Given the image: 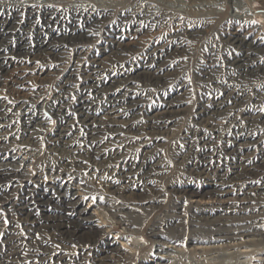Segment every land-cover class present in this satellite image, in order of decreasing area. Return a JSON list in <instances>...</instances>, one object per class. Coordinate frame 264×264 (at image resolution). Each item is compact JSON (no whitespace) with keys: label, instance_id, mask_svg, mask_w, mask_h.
<instances>
[{"label":"rangeland","instance_id":"1","mask_svg":"<svg viewBox=\"0 0 264 264\" xmlns=\"http://www.w3.org/2000/svg\"><path fill=\"white\" fill-rule=\"evenodd\" d=\"M12 1L14 0H0L3 3ZM54 1L52 5L62 7L68 5L70 10L80 2L89 4V7L99 11L105 6L100 3L102 0ZM107 1L111 8L105 11L111 14L106 21H103L104 23L101 21L97 26L101 28L103 25L111 26L110 36L105 37V33L99 28L91 30L90 34L94 35V43L91 45L90 43L67 44L69 54L62 60L52 56L47 58L14 56L9 60L8 70L5 74L3 73L4 75L2 74L1 80L4 82L0 80V102L15 105L17 111L10 115H0V122L4 123L0 133L8 135L6 140L0 141V165H7L11 170L18 172L0 177V264H264V189L256 190V187L264 183V168H257L256 174H244L249 167L257 166L264 159V129H262L264 124L254 130L251 126L249 127L248 121L252 118L264 117V73H262L264 71L259 70L260 67L257 68L258 70L255 71L257 73L253 72L256 74L255 78H251L250 73L237 74L232 68L227 69L228 67L225 66L227 58L240 55L241 49L247 50L245 46L251 40L259 43L254 45L256 52L253 51L256 53L257 60L252 55L251 62H255L256 65L264 64V0ZM147 5L153 8L162 7L163 10H166L164 9L166 5L170 7L171 9L168 10L170 21L163 25L147 24L151 29L144 21L122 18L131 11L130 7L136 6L139 8V13L140 8ZM70 10L69 15L73 13ZM83 21L84 19L77 21L81 29L85 27ZM38 22L29 26L31 38L40 31L46 38L47 32L57 35L71 30L69 23L62 24L58 21L55 25L52 23L51 30L48 31L46 28H40ZM184 31H188L189 35L182 34ZM248 31L250 32L247 33ZM164 36L165 39H163ZM237 37L238 40L244 39L246 43L239 45L234 41ZM174 40H181L179 49L176 50L173 46L172 50H166L167 58L153 59V62L157 61L154 62L156 65L167 61L168 71L161 72L150 68L147 63L151 60L147 58V54L154 48L157 50L155 43L159 42L158 46H160L168 42L172 43ZM56 42L52 44L56 46L53 48L64 46ZM117 44L126 54L115 55L116 57L114 54L107 57L102 55L80 57L76 54L77 50L86 51L87 49L97 52L107 50L106 52L113 53L115 49L111 50V48H116ZM258 49L261 51L259 52ZM157 52L160 51L157 50ZM3 58L0 57V62ZM95 58H101V60L104 58V61L101 65H96L92 61ZM176 63L179 64L178 67L174 66ZM208 63H213L211 66L213 71L202 75L201 69H205ZM111 73V78L116 79H124L127 73L135 75L130 78L136 81L137 91L140 92L136 98L140 101L138 104L140 112L136 118L132 117L136 111H139L132 109L129 117L130 120L134 118L133 122L141 126L136 132L127 126V122L118 125L119 130L116 131L114 129L117 125L110 123L99 129L97 127L92 132L94 136L92 137V134L87 132L84 124L86 122L82 123L81 117H86L88 114V118L92 119L96 115L95 118L99 124L107 114L102 112V107L101 110L90 100L85 106L84 113L80 114L77 111L79 90L82 89L86 77L91 78L88 81L90 86L94 83L101 84L104 79L109 81ZM67 78L71 81L69 92L61 93L59 85ZM226 86L234 89V92H237L239 87L245 88L241 93L245 99L234 101L231 98V105H234L237 116L234 120H230V115L225 112L217 117L216 113L212 112ZM234 92L232 95H235ZM258 100L260 101L257 102ZM59 108L63 111L60 117L56 113ZM24 111L28 112L26 119L23 117ZM0 113L3 114L4 110ZM63 113L72 117L69 118L70 121L72 120L69 128H72L67 140L73 139L72 143H76L78 149L88 150L89 148L91 154V157L83 155L87 157L88 168L77 170L78 179L72 182L82 190L81 195L78 196L81 203L74 206L64 204L63 198L66 197L67 201L75 202L72 193L77 186L68 185L56 176V173L52 175L48 169L51 165H55L56 157L62 156L61 151H55L52 147L51 137L52 133L58 132L61 121L67 118L61 117ZM154 113L158 114L155 120L158 123L155 126L154 123L149 124L146 121ZM141 127H145V131ZM104 128L106 130H103ZM25 132L27 133L24 134ZM248 134H254V136L245 139L244 136ZM26 140H29V148H31L28 154L23 153L21 147V142H27ZM105 145L107 146L104 149L94 153L96 146L104 147ZM134 160L135 163L143 161L142 171L148 166L160 163L162 167L154 179L144 186L128 184L109 175V172L113 174L114 169L119 172L124 165L128 168ZM235 165L240 166V170L243 171L238 179L239 182L230 177ZM101 170L106 173H101ZM51 179L60 185V191L51 186L49 182ZM134 180L142 182L135 177ZM218 190H227L223 199L226 203L215 204L217 197L212 195L215 196ZM147 195L148 197H145ZM194 196L216 202L210 204V207L202 205L195 208L190 203V199ZM108 202H112L114 206H123L126 207L125 209L132 210L135 217L133 218L127 210H125L127 214H115L114 210L108 208ZM82 209L86 210V215H79ZM96 210H99L97 212L100 214L98 218L94 217L93 227L88 228L86 226L88 222L82 221V218L89 217L91 212ZM164 217L166 221L163 225L153 230L152 223L157 218ZM225 227L233 231L235 229L231 235L226 234V236L237 237L242 233L249 236L227 241L224 239L225 234L221 233L223 229H226ZM177 233L182 236L180 240L175 239ZM191 238L194 240H190ZM250 238L257 241L248 244L247 248L228 247L229 241L234 243ZM218 240L222 241L218 242ZM194 243L222 247L219 248L220 250L213 249L203 253L192 249ZM163 245H171L174 248L161 251L164 248ZM117 251L122 254L120 258L117 253H114ZM130 253L133 257H129Z\"/></svg>","mask_w":264,"mask_h":264},{"label":"bare ground","instance_id":"2","mask_svg":"<svg viewBox=\"0 0 264 264\" xmlns=\"http://www.w3.org/2000/svg\"><path fill=\"white\" fill-rule=\"evenodd\" d=\"M15 1V2H14ZM12 2H8V3H3V2H0V57H4L1 62H0V80L2 79V76L5 74V72L8 70V65L10 63L9 60H11L12 58H14V56H29V57H33V58H36V57H43V58H47L49 56H52L53 58H59L60 60H62V58L66 57L68 53V50L66 48V45L67 44H75V43H90V45L92 43H94L93 41V38H94V35H91L90 34V31L91 30H97L98 28L99 29H102L103 32L105 33V37H108L111 35V29L112 27L111 26H106V25H103V28L101 27H98L97 25L99 23H101V21H106L107 17L110 16L111 12H106L105 10L106 9H110V4H108L107 0H102L100 3L101 4H105V6H103L101 8V11L99 10H94L92 9L91 7H89V4H84L83 2H80L78 3L77 5L73 6V8H71L70 10V7L67 5L65 7H62V6H55V5H52L53 3H55V1L53 2V0H47L45 2L43 1H37V0H24V1H17V0H14ZM192 1V0H191ZM6 2V1H5ZM135 5V4H133ZM160 8V9H159ZM131 11L127 12L124 17H122L123 19L124 18H127V19H138V21H144L145 24L147 25H152L154 23L158 24V25H163L164 23L170 21V17L168 16L169 14V9H171L170 7H167V5L164 7V9L166 10H163L162 7H158L156 6V8H153V6L151 5H147V6H144L142 8H140V12L138 13L139 11V8H137L136 6H132L130 7ZM69 10L72 11L73 13L71 15H69ZM125 12V11H124ZM124 14V13H123ZM114 15V14H113ZM181 15V14H180ZM116 16V15H115ZM112 17V16H111ZM110 17V18H111ZM114 18V17H112ZM111 18V19H112ZM25 19V20H23ZM80 19H84L83 21V24L84 27L83 29L80 28L79 26V23L77 22L78 20ZM104 19V20H103ZM109 19V18H108ZM119 19V18H118ZM122 19V20H123ZM121 20V19H120ZM25 21V22H24ZM36 21H39V25H40V28H46L48 31L51 30L50 28V25L53 23L55 25V23H57L58 21L62 22V24H65V23H69V26L71 27V30L69 32H63V33H58L57 35H53V34H50V33H46V38L44 37V35L41 34L42 31L38 32L37 35H35L34 38H31V35L29 34V26L32 24H35ZM173 22V20H172ZM104 23V22H103ZM121 23V22H120ZM127 23V22H126ZM180 23V22H179ZM182 23V22H181ZM106 24V22H105ZM129 24V23H128ZM178 24V22H177ZM197 24V23H196ZM203 24V23H202ZM147 25V26H148ZM180 25V24H179ZM194 25V24H193ZM227 25V24H226ZM53 26V25H52ZM57 26V25H56ZM61 26V25H60ZM63 26V25H62ZM68 26V27H69ZM113 26V25H112ZM150 26H148V28H151ZM130 27V26H129ZM181 27V26H180ZM187 27V26H186ZM190 27V26H189ZM90 28V29H88ZM122 28V27H121ZM163 28V27H161ZM182 28V27H181ZM53 29V28H52ZM119 29V28H118ZM147 29V28H146ZM152 29V28H151ZM203 29V28H202ZM236 29V28H235ZM248 29V28H247ZM41 30V29H40ZM77 30V31H76ZM187 30V29H186ZM199 30V29H198ZM80 31V32H79ZM85 31V33L83 32ZM119 31V30H118ZM131 31V30H130ZM140 31V30H139ZM144 31V30H143ZM204 31V30H203ZM59 32V31H58ZM79 32V33H78ZM93 32V31H92ZM96 32V31H95ZM102 32V33H103ZM136 32V31H135ZM134 32V33H135ZM148 32V30H147ZM194 32V31H193ZM192 32V33H193ZM199 32V31H198ZM197 32V33H198ZM250 31H248L247 33H249ZM125 33V32H124ZM188 31H184L182 32V34H186V35H189ZM195 33H196V30H195ZM233 34V32H231ZM246 33V34H247ZM94 34V33H93ZM115 34V33H114ZM120 34V33H119ZM122 34V33H121ZM136 34V33H135ZM145 34V32H144ZM161 34V32H160ZM171 34V33H170ZM191 34V33H190ZM201 34V33H200ZM50 35V36H49ZM116 35V34H115ZM140 35V34H139ZM153 35V34H152ZM156 35V34H155ZM181 35V34H180ZM158 36V35H157ZM175 36V35H174ZM124 37V36H123ZM173 37V36H172ZM182 37V36H181ZM49 38V39H48ZM102 38V37H100ZM117 38V37H116ZM159 38V37H158ZM240 38V37H239ZM243 38V37H241ZM96 39V38H95ZM99 39V38H98ZM109 41H111L110 38H108ZM122 39V38H121ZM151 39V38H150ZM165 39V36L164 38ZM171 39V38H169ZM181 39V38H180ZM231 39V38H230ZM229 39V40H230ZM233 39V38H232ZM114 40V39H113ZM123 40V39H122ZM183 40V39H182ZM55 41L57 42H60L61 44H63L64 46H62L61 48H53V47H56L55 45H52L55 43ZM108 42V40H106ZM116 41V40H115ZM156 41V40H155ZM235 42H238V44L242 45L243 43H246V41L244 39H240L238 40V37L234 40ZM56 42V43H57ZM114 42V41H113ZM150 42V41H149ZM181 42V40H174L172 43H165V44H162L160 46L159 45V42L155 43L156 47H157V50H159L160 52H157V50L154 48L152 50V52L148 53V57L151 61H149L150 63H147L148 66L150 68H155V69H158L159 71L163 72V71H168V68H167V61H163V62H160L159 64H155L154 62H157V61H154L153 62V59H159V60H163L167 57L165 52L166 50H172L173 46H175V49H179L178 48V45L179 43ZM112 43V41H111ZM123 43V42H122ZM113 44V43H112ZM127 44V43H126ZM129 44V43H128ZM234 44V43H233ZM255 44H259L258 42H252L249 41L247 42L246 44V49L247 50H239V51H242V53L240 55H237V56H234L233 58L230 56L227 58V66L228 68L227 69H230L232 68L235 72L238 73H250L251 74V78H255L254 76H256V74L254 73H257L255 71H257L259 68V70H263L264 71V64H261V63H258L256 65L255 62H251L253 57L252 55H254V58L256 57V53H253V51H255V47L254 45ZM86 45V44H85ZM119 44H117V47H112L111 50H114L115 51L113 53H109V52H106V51H103V52H100V51H92L90 49H87L86 51L84 50H77L76 54L77 56H87V55H91V56H110V55H124V50L120 49L118 47ZM130 45V44H129ZM150 45V44H149ZM152 45V44H151ZM52 46V47H51ZM108 46V45H107ZM106 46V47H107ZM123 46V45H122ZM256 46V45H255ZM87 47V46H86ZM89 47V46H88ZM109 47V46H108ZM129 47V46H128ZM83 48V47H82ZM264 48V47H263ZM78 49V48H76ZM103 49V48H102ZM108 49V48H107ZM239 49V48H238ZM130 50V49H129ZM71 51V50H70ZM128 51V49H127ZM175 51V50H174ZM180 51V50H179ZM182 51V50H181ZM245 51V52H244ZM259 51V49H258ZM261 51V49H260ZM259 51V52H260ZM74 52V51H73ZM256 52V51H255ZM75 53V52H74ZM73 53V54H74ZM134 53V52H133ZM145 53V52H144ZM143 53V54H144ZM184 53V52H183ZM263 53V52H262ZM126 54V53H125ZM170 54V53H169ZM261 54V53H260ZM172 55V54H171ZM175 55V54H174ZM233 55V54H232ZM183 56V55H182ZM260 56V55H259ZM105 57V58H106ZM116 57V56H115ZM114 57V58H115ZM120 57V56H119ZM171 57V56H170ZM178 57V56H177ZM78 58V57H77ZM121 58V57H120ZM128 58V57H127ZM126 58V59H127ZM143 58V57H142ZM56 59V60H57ZM99 59V58H98ZM98 59H94L92 61H94V63L96 65H101L102 62L104 61V58L101 60V58L98 60ZM131 59V58H130ZM256 59V58H255ZM259 59V58H258ZM261 59V58H260ZM108 60V59H107ZM114 60V59H113ZM116 60V59H115ZM158 60V61H159ZM171 60V59H170ZM257 60V59H256ZM147 61V60H145ZM130 62V61H129ZM139 63V62H138ZM224 63V62H222ZM133 64V63H132ZM181 64V63H180ZM217 64V63H216ZM107 65V64H106ZM134 66V65H132ZM147 66V65H145ZM147 66V67H148ZM172 66V65H171ZM175 67H178L179 64L177 65L174 64ZM213 66V63L206 65L205 66V69L202 68L201 69V72H202V75L204 74H207V73H210V71L212 72V67ZM136 67V66H135ZM138 67V66H137ZM142 67V66H141ZM170 67V66H168ZM132 68V67H131ZM143 68V67H142ZM167 68V70H166ZM171 68V67H170ZM100 69V68H99ZM106 69V68H105ZM16 70V69H15ZM78 70V69H77ZM96 70V69H95ZM145 70V69H144ZM181 70V69H180ZM215 70V69H214ZM108 71V70H107ZM131 71V69H130ZM146 71V70H145ZM209 71V72H208ZM55 72V71H54ZM147 72V71H146ZM150 72V71H149ZM153 72V71H152ZM152 72H151V75H152ZM200 72V74H201ZM254 72V73H253ZM4 73V74H3ZM60 73V72H59ZM157 73V72H156ZM166 73V72H165ZM171 73V72H170ZM176 73V72H175ZM264 73V72H262ZM3 74V75H2ZM7 74V73H6ZM155 74V73H154ZM169 74V73H168ZM172 74V73H171ZM215 74V73H214ZM245 74V75H246ZM47 75V74H46ZM95 75V74H94ZM138 75V73H137ZM162 75V74H161ZM160 75V76H161ZM213 75V74H212ZM259 75V74H258ZM110 78L112 77V73L109 75ZM135 77V75L131 74V73H127L124 77V79H116V78H111L109 81H106V79H104V81L100 84H92V85H88V81L91 80L90 77H86V79L83 81V87L81 90H79V93H80V98H79V101H78V104L77 106H79L77 108V111L82 114L84 113V109H85V106L87 105V103L90 102L92 104H95V105H98L101 109V107L103 108V113L107 114L105 115L101 122L98 124V121L96 120L95 116L92 115V119L88 118V114L86 117H81V120H82V123L83 122H86L84 123L86 128H87V132H90V134H92V137L93 136V131H95L98 127V129L100 127H103V126H106L108 124H113V125H117L116 126V131L119 130V126L120 124H124V123H127V126L130 128V129H133L134 131L138 132L139 129H140V126L141 125H137L136 122H133L135 119L134 118H131L132 120H130V112L132 109H138L139 111H136V114H133L132 117H135L136 118V115L140 112V105L139 102L136 98L138 97L137 94L140 92L137 91V88H136V81L131 79L130 77ZM140 76V75H139ZM210 76V75H208ZM241 76V75H240ZM253 76V77H252ZM39 77V76H38ZM114 77V76H113ZM259 77V76H258ZM96 78V77H95ZM152 78V77H151ZM233 78V77H232ZM205 79V78H204ZM239 79V78H238ZM72 80V79H71ZM150 80V79H148ZM147 80V81H148ZM229 80V79H228ZM232 80V79H231ZM230 80V81H231ZM247 80V79H245ZM257 80V79H256ZM152 81V80H151ZM237 81V79H236ZM1 82H4L1 80ZM21 82V81H20ZM77 82V81H76ZM233 82V80H232ZM260 82V81H259ZM107 83H111L112 85H106ZM150 83V82H149ZM153 84L155 82H152ZM230 83V82H229ZM252 83V82H251ZM70 84H71V81L69 78H67L65 81H63L60 85H59V89L61 93H64V92H69V88H70ZM78 84V83H77ZM124 86V87H118V86ZM222 85V84H221ZM241 86V85H240ZM76 87V86H75ZM115 87V88H113ZM222 87V86H221ZM215 88V87H214ZM223 88V87H222ZM236 88V86H235ZM240 89L237 91V92H234V89H232L231 87H225V90H222L223 91V95L220 96V100L215 103L214 105V109H213V113H216V117L217 115H223L224 112L227 113L228 115H230V120H234L236 119V114H235V110H234V105L232 106L231 105V98L234 99V101H238V100H242V99H245L243 98V95H241V93H243V90L245 88L243 87H239ZM73 89V88H72ZM111 89V90H110ZM114 89V90H113ZM178 89V87H177ZM224 89V88H223ZM234 92L235 95H232ZM247 92V91H246ZM90 93H95V95H90ZM177 93V92H176ZM26 95V94H25ZM70 95V94H69ZM177 95V94H176ZM27 97V96H26ZM61 97V96H60ZM172 97V96H171ZM176 97V96H175ZM248 97V95H247ZM178 98V97H177ZM55 99V98H54ZM260 99V98H259ZM168 101V100H167ZM212 101V100H211ZM260 100H258L257 102H259ZM215 102V101H214ZM247 102V101H246ZM178 103V102H176ZM239 103V102H238ZM243 103V102H242ZM16 104V103H15ZM60 104V103H59ZM207 104V103H206ZM211 104V103H210ZM236 104V102H235ZM240 104V103H239ZM18 105V104H17ZM56 105V104H55ZM238 105V104H237ZM91 106V105H90ZM211 106V105H210ZM236 106V105H235ZM23 107V106H22ZM239 108V107H238ZM237 108V109H238ZM16 106L15 105H12V104H8L6 105L4 102H0V111L4 110V113H0V115H10V114H13L16 110ZM28 109V108H27ZM95 109V108H94ZM226 109V110H225ZM260 109V108H259ZM89 110V109H88ZM102 110V109H101ZM17 111V110H16ZM166 111V110H165ZM173 111V110H171ZM170 111V112H171ZM175 111V110H174ZM206 111V110H205ZM204 111V112H205ZM211 111V110H210ZM223 111V112H221ZM62 110L59 108L57 110V115L58 117H60V115H62ZM98 112V111H96ZM169 112V111H168ZM179 112V111H178ZM203 112V113H204ZM263 113V112H261ZM38 114V113H37ZM64 115L61 116L62 118H65L63 120V122L61 121V125L59 127V130L56 134L52 133L53 136L51 137V143L53 144V148L55 149V151H61V155L62 156H58L56 157L57 159L55 160V165H51L48 169L49 171L53 174H55L56 176H59V178L67 183L68 185H72V186H77L76 183L73 185L72 182L75 180V179H78V176H77V170H85V168H88V160L83 156L84 154H86L88 157H91L90 153H89V148L88 150H81V149H78V147H76V143H72V140H67L69 137H70V130L71 128H69V125L71 124V121L69 120V118H72L71 116L68 117L67 114L63 113ZM168 114V113H167ZM170 114V113H169ZM178 114V113H177ZM240 114V112H239ZM251 114V113H250ZM256 114V113H255ZM27 115H28V112L24 111L23 113V117L24 119L27 118ZM33 115V114H32ZM132 115V114H131ZM144 115V114H143ZM158 114H152L151 117L149 116L146 121L149 122V124H153L154 123V126L156 123L158 122H155L156 120V117H157ZM207 115V114H206ZM262 115V114H261ZM103 116V115H102ZM163 116V115H161ZM167 116V115H166ZM209 116V115H207ZM256 116V115H254ZM98 117V116H97ZM129 119H126L128 118ZM169 117V116H168ZM227 117V116H226ZM225 117V118H226ZM247 117V116H246ZM261 117V116H260ZM164 118V117H163ZM174 118V117H173ZM209 118V117H208ZM214 118V117H213ZM242 118V117H241ZM245 118V117H243ZM37 119V118H36ZM74 119V118H73ZM169 119V118H168ZM228 119V117H227ZM80 120V121H81ZM214 120V119H213ZM226 120V119H225ZM243 120V119H242ZM27 121V120H26ZM48 121V120H47ZM159 121V119L157 120ZM164 121V120H163ZM215 121V120H214ZM249 121V127L251 126L254 130L256 129H259L260 126H262L264 124V117H262V119H255V118H252ZM6 122V121H5ZM37 122V121H36ZM45 122V121H44ZM231 122V121H230ZM241 122V121H240ZM209 123V122H208ZM215 123V122H214ZM219 123V122H218ZM229 123V122H227ZM242 123V122H241ZM4 123L0 122V130L2 128ZM39 124V123H38ZM43 124V123H42ZM148 124V123H147ZM148 124V125H149ZM206 124V123H205ZM212 124V123H211ZM210 124V125H211ZM230 124V123H229ZM236 124V123H235ZM239 124V123H238ZM82 125V124H81ZM119 125V126H118ZM223 125V124H222ZM221 125V126H222ZM240 125V124H239ZM43 126V125H42ZM84 126V125H83ZM139 126V127H138ZM152 126V125H151ZM159 126V125H158ZM164 126V125H163ZM208 126V125H207ZM225 126V125H224ZM242 126V125H241ZM213 127V126H212ZM226 127V126H225ZM244 127V126H243ZM264 127V126H263ZM24 128V127H22ZM123 128V127H122ZM150 128V127H149ZM209 128V127H208ZM234 128V126H233ZM108 130H110V128L107 127ZM112 129V128H111ZM141 129L143 131H145V127H141ZM203 129V127H202ZM225 129V128H224ZM261 129V128H260ZM264 129V128H262ZM31 130V129H30ZM103 130H106V128H104ZM122 130V129H121ZM57 131V130H56ZM102 131V130H101ZM159 131V130H158ZM27 132H31V131H27ZM27 132H25L24 134H26ZM113 132V131H112ZM156 132V131H155ZM163 132V131H162ZM161 132V133H162ZM230 132V131H229ZM228 132V133H229ZM210 133V132H209ZM214 133V132H213ZM219 133V132H218ZM231 133V132H230ZM76 134V133H75ZM110 134V133H109ZM241 134V133H239ZM263 134V133H262ZM30 135V134H29ZM204 135V134H203ZM211 135V134H210ZM219 135V134H218ZM237 135V134H236ZM258 135V134H257ZM8 136V135H7ZM6 134L3 135L2 133H0V141H4L6 140L7 138ZM26 136V135H25ZM103 136V135H102ZM133 136V135H132ZM209 136V135H208ZM221 137V135H219ZM233 136V135H232ZM254 134H248L247 136H244L245 139H249V137H253ZM74 137V136H73ZM218 137V136H217ZM236 137V136H235ZM238 137V135H237ZM20 138V137H19ZM31 138V137H30ZM29 138V140H30ZM211 138V136H210ZM263 138V137H261ZM50 139V138H49ZM202 139V138H201ZM255 139V138H254ZM18 140V139H17ZM29 140H26L27 142H21V147L23 148V153H30L31 152V148L30 147V142ZM94 140V138H93ZM225 140V139H224ZM227 140V139H226ZM16 141V140H15ZM34 141V140H33ZM91 141V140H90ZM209 141V140H208ZM234 142V140H232ZM256 141V140H255ZM254 141V142H255ZM76 142V141H75ZM210 142V141H209ZM248 142V141H247ZM250 142V141H249ZM109 143V142H107ZM253 143V142H252ZM33 144V142H32ZM91 144V143H90ZM206 144V143H204ZM212 144V143H211ZM18 145V144H17ZM94 145V144H93ZM100 145V144H99ZM108 145V144H107ZM107 145H105L104 147H97L94 149V153L96 152H99L100 150L104 149ZM110 145V144H109ZM108 145V146H109ZM113 145V144H112ZM214 145V144H213ZM111 146V145H110ZM145 146V145H144ZM230 146V145H229ZM228 146V147H229ZM242 146V145H241ZM248 146V145H247ZM258 146V145H257ZM93 147V146H92ZM255 147V146H254ZM259 147V146H258ZM108 148V147H107ZM106 148V149H107ZM226 148V147H225ZM49 149V148H48ZM52 148H50L51 150ZM92 149V148H91ZM205 150V149H204ZM240 150V148H239ZM22 152V151H21ZM102 152V151H101ZM149 152V151H147ZM197 152V151H196ZM237 152V151H235ZM33 153V152H32ZM118 153V152H117ZM232 154V152H230ZM110 154V153H109ZM150 155V154H149ZM208 155V154H207ZM233 155V154H232ZM110 156V155H109ZM204 156V155H203ZM55 157V156H54ZM112 157V156H111ZM110 157V158H111ZM118 157V156H117ZM200 157V156H199ZM207 157V156H206ZM244 157V156H243ZM115 158V157H114ZM120 158V157H119ZM239 158V157H238ZM92 159V158H91ZM116 159V158H115ZM118 159V158H117ZM145 159V158H144ZM216 159V158H215ZM90 160V159H89ZM104 160V159H102ZM200 160V159H199ZM207 160V159H206ZM212 160V159H211ZM107 161V160H106ZM113 162V161H112ZM199 162V161H198ZM205 162V161H204ZM237 162V161H236ZM142 163L143 161L141 162H137L135 163V160L129 165V167L127 168V166H122L121 170L119 172L115 171V169L113 170V174L112 172H109V175L110 176H115L117 178H119L121 181L123 180L125 183H132V184H139L140 186H144L146 185L147 183L151 182L153 179H154V176L157 175L162 167V164H157L155 166H148L145 170L142 171ZM254 163V162H253ZM91 164V162H90ZM108 164V163H107ZM123 164V163H122ZM127 164V163H126ZM152 164V163H151ZM156 164V163H155ZM200 164V163H199ZM208 164V163H207ZM211 164V163H210ZM232 164V163H231ZM20 165V164H19ZM120 165V164H119ZM209 165V164H208ZM31 166V165H30ZM230 166V165H229ZM91 167V165H90ZM195 167V166H194ZM207 167V166H206ZM259 167H263L264 168V159L261 161V163H259L257 166L256 165H253L251 167H249L248 171L244 172L245 173H255V171L257 170V168ZM119 168V167H118ZM90 169V168H89ZM233 171H232V175L230 176L232 179L238 181V179L241 177V173H243V171H241V167L240 166H237L235 165L233 168ZM247 170V169H246ZM110 171V170H109ZM15 172H18V171H13L9 168V166H5V165H0V177H4V176H10L11 174H14ZM101 173L105 174L106 172L104 170H101L100 171ZM212 172V171H211ZM257 172V171H256ZM48 173V172H47ZM209 173V171H208ZM207 173V174H208ZM226 173V172H225ZM261 173V172H260ZM212 174V173H211ZM264 174V173H263ZM206 175V174H205ZM204 175V176H205ZM218 175V174H217ZM225 175V174H224ZM230 175V174H229ZM260 175V174H259ZM139 176V177H137ZM208 176V175H207ZM210 176V174H209ZM208 176V177H209ZM246 175H244L245 177ZM254 176V175H253ZM252 176V177H253ZM264 176V175H263ZM42 177V176H41ZM134 177L136 179H139L140 181L142 182H136L134 180ZM213 177V176H212ZM58 178V177H57ZM133 178V179H132ZM214 178V177H213ZM223 180L224 176L221 177ZM113 179V178H112ZM209 179V178H208ZM244 179V178H243ZM263 179V178H262ZM132 180V181H131ZM113 181V180H112ZM242 181V180H241ZM51 186H53V188H57L59 191H60V185L57 184L55 181H53L52 179L49 181ZM55 182V183H54ZM239 182V181H238ZM263 182V181H262ZM32 183V182H31ZM215 183V182H214ZM223 183V182H222ZM53 184V185H52ZM111 184V182H110ZM115 184V183H114ZM253 185V184H252ZM50 186V187H51ZM214 186V185H213ZM80 187V186H79ZM116 187V186H114ZM85 188V187H84ZM108 188V187H107ZM113 188V187H112ZM125 188V187H124ZM74 189V188H73ZM114 189V188H113ZM120 190V188H118ZM257 189H264V183L259 185L258 187H256V190ZM116 190V188H115ZM183 190V189H182ZM186 190V189H185ZM243 190V189H242ZM214 191V190H213ZM212 191V192H213ZM219 191V190H218ZM216 193L215 196L212 195V197H217L216 200L217 202L215 204H221L223 202L226 203V201H224L223 199L225 198L226 196V193H227V190H223V191H219ZM180 192V191H179ZM239 192V191H238ZM82 193V190L80 188H77L75 189V192L72 193L73 195V200H75V202H72V201H67L64 197L63 198V202L64 204L68 205V204H72L73 206L75 204H78V203H81V199L78 198L79 195H81ZM85 193V192H83ZM211 194V193H210ZM215 194V193H214ZM129 195V194H128ZM184 195V194H183ZM125 196V195H124ZM130 196V195H129ZM181 196V195H180ZM198 196V195H197ZM249 196V195H248ZM142 197V196H141ZM145 197H148L145 196ZM23 198V197H22ZM78 198V199H76ZM181 197H178V199H180ZM228 198V197H227ZM50 199V198H49ZM143 200H145L143 197H142ZM141 199V200H142ZM149 199V198H148ZM183 199V198H181ZM190 203L193 207L197 208V207H200L202 205L204 206H211L210 204H213L214 201H212L211 199H204V198H199V197H193V199H190ZM51 201V200H50ZM146 201V200H145ZM156 203H158V201H155ZM189 203V202H188ZM223 205V204H222ZM84 206V205H83ZM106 206V205H105ZM107 206L109 209L111 210H114L115 214H123V213H126L125 210H127V212H130V214L133 216V218L135 217L132 210L130 209H125L126 207H123V206H114L112 204V202H108L107 203ZM126 206V205H125ZM175 206V205H174ZM218 206V205H217ZM221 206V205H219ZM89 207V206H88ZM98 207V206H97ZM149 208V207H148ZM213 209V208H212ZM234 209V208H233ZM95 210V209H94ZM101 210V209H100ZM201 210V209H200ZM227 210V209H226ZM256 210V209H255ZM73 211V210H72ZM99 210H96L94 212H91V215H89V217L85 216V218H82L83 220L82 221H87L88 223H86V226L88 228H91L93 227L92 225H94V217H97L98 218V215L100 214V212H97ZM193 211V210H192ZM263 211V210H262ZM97 212V213H96ZM167 213V212H166ZM113 214V213H112ZM127 214V213H126ZM193 214V212H192ZM202 214V213H201ZM206 214V213H205ZM79 215H86V210L82 209L79 211ZM102 215V213H101ZM168 215V214H167ZM170 215V214H169ZM212 215V214H211ZM258 215V214H257ZM114 216V215H113ZM112 216V217H113ZM128 216V215H127ZM165 216V215H164ZM138 217V215H137ZM167 217V216H166ZM80 218V217H79ZM121 218V217H120ZM140 218V217H138ZM142 218V217H141ZM148 218V217H147ZM165 218V217H164ZM157 218L156 221H154L152 223V228L153 230H157L160 228V226L163 225L164 221H166V218ZM199 218V217H198ZM236 218V217H235ZM242 218V217H241ZM221 219V218H220ZM130 220V219H129ZM178 220V219H177ZM222 220V219H221ZM220 220V221H221ZM124 221V220H122ZM128 221V220H127ZM218 221V222H220ZM78 222V221H77ZM215 222V221H214ZM125 223V222H124ZM133 223V222H132ZM135 223V222H134ZM206 223V222H205ZM204 223V224H205ZM88 224V225H87ZM167 224V223H166ZM177 224V223H176ZM211 224V223H210ZM215 224V223H214ZM224 224V222H223ZM135 225V224H134ZM225 225V224H224ZM79 226V225H78ZM82 226V225H81ZM91 226V227H90ZM221 226V225H220ZM227 227V226H226ZM225 227V228H226ZM240 227V226H239ZM86 228V227H84ZM223 228V226H222ZM231 228V226H230ZM230 228H226V229H223L221 231V233L225 236H224V239L225 240H231V241H235V240H238V239H241V238H244V237H248L249 235L248 234H245V233H242L240 234L241 236H226V234H232L234 231L231 230ZM234 228V227H232ZM131 229V228H129ZM135 229V228H134ZM220 229V228H218ZM217 229V230H218ZM137 230V229H136ZM134 231V230H132ZM139 231V230H138ZM90 232V231H89ZM97 232V231H96ZM102 232V231H101ZM136 232V231H135ZM217 232V231H215ZM254 232V231H253ZM99 233V232H98ZM153 233V232H152ZM154 234V233H153ZM235 234V233H234ZM91 235V234H90ZM155 235V234H154ZM202 235V234H200ZM219 235V234H218ZM84 236V235H82ZM174 236V235H173ZM176 236V237H175ZM175 239L176 240H180L181 239V234L177 233L175 235ZM214 236V235H213ZM251 236V235H250ZM86 237V235H85ZM84 237V238H85ZM100 237V236H99ZM102 237V236H101ZM219 237V236H218ZM139 238V237H138ZM196 238V237H195ZM254 238V237H253ZM100 239V238H99ZM174 239V238H173ZM189 239V238H188ZM210 239V238H209ZM222 239V238H221ZM256 239V238H255ZM138 240V239H137ZM190 240H194L193 238H191ZM204 240V239H203ZM128 241V240H127ZM222 240H218V242H220ZM254 241H257V240H254L252 238L250 239H247L246 241H241V242H232L230 243L229 241V245L228 247H240V248H247V245L250 244L251 242H254ZM259 241V240H258ZM105 242V241H104ZM126 242V241H125ZM224 242V241H223ZM110 243V242H109ZM143 243V241H142ZM215 243V242H214ZM107 244V243H106ZM141 244V242H140ZM91 246V245H90ZM122 246V245H121ZM141 246V245H140ZM84 247V246H83ZM164 248L161 249L162 250H166V248H174L173 246H168V245H163ZM222 246L221 245H212V246H208V245H200L198 243H194L193 245V250L196 251H208V250H213V249H219L221 248ZM116 248V247H115ZM122 248V247H121ZM133 248V247H132ZM161 248V247H160ZM117 249V248H116ZM159 249V248H158ZM235 249V248H234ZM109 250V249H108ZM120 250V249H119ZM135 250V249H134ZM220 250V249H219ZM236 250V249H235ZM238 250V249H237ZM91 251V250H90ZM192 251V250H191ZM215 251V250H214ZM218 251V250H217ZM134 252V251H133ZM220 252V251H219ZM243 252V251H241ZM114 253H117L118 257L119 256H122V254L117 251V252H114ZM123 253V252H122ZM135 253V252H134ZM204 253V252H203ZM230 253V252H229ZM240 253V252H239ZM129 254V253H128ZM131 255V253H130ZM129 257H133V255H131ZM98 257V256H97ZM101 257V256H100ZM114 257V256H112ZM128 257V256H127ZM120 258V257H119ZM103 259V258H102ZM116 259V258H115ZM118 259V258H117ZM126 259V258H125ZM146 259V258H145ZM150 262V261H149Z\"/></svg>","mask_w":264,"mask_h":264}]
</instances>
